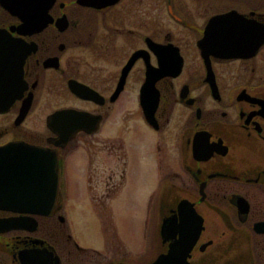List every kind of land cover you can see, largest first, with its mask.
<instances>
[{
    "label": "flooded vegetation",
    "instance_id": "af4514ba",
    "mask_svg": "<svg viewBox=\"0 0 264 264\" xmlns=\"http://www.w3.org/2000/svg\"><path fill=\"white\" fill-rule=\"evenodd\" d=\"M3 1L0 150L49 148L59 182L46 213L0 201V264H147L194 238L189 264H264V0ZM70 109L83 115L59 114ZM83 146L123 164L98 171L96 210L137 152L151 258L105 256L73 237L63 193L72 165L94 175L83 152L70 156ZM22 215L23 226L6 220Z\"/></svg>",
    "mask_w": 264,
    "mask_h": 264
},
{
    "label": "rangeland",
    "instance_id": "374dc122",
    "mask_svg": "<svg viewBox=\"0 0 264 264\" xmlns=\"http://www.w3.org/2000/svg\"><path fill=\"white\" fill-rule=\"evenodd\" d=\"M103 148L102 146L77 147L70 155L78 159L83 152L84 164L86 163L84 169L94 173L91 181H87L85 174L76 175L73 165L68 169L65 179L67 189L63 193V199L64 213L70 231L86 250L100 251L105 256L127 254L132 260L149 259L155 254L157 244L143 237L144 226L141 219L145 209L142 207V202L146 196L143 189L147 185L142 179L144 167H141L136 152L129 171L131 175L127 180L119 177L110 179L117 184L116 194L122 192L114 200L116 194L108 196L100 194L101 189L96 196H99V201L106 204V208L96 210L98 208L94 205L96 200L93 199L92 193L103 188L107 181V178L100 176L98 171L106 167L108 169L109 166L119 170L123 166L120 157L109 155ZM87 153L88 157H86ZM138 185L139 190L136 189ZM87 186H90L88 190Z\"/></svg>",
    "mask_w": 264,
    "mask_h": 264
},
{
    "label": "water",
    "instance_id": "95a60500",
    "mask_svg": "<svg viewBox=\"0 0 264 264\" xmlns=\"http://www.w3.org/2000/svg\"><path fill=\"white\" fill-rule=\"evenodd\" d=\"M43 1L50 5L52 0ZM3 3L7 2L4 0ZM220 18L221 14L214 16L211 23L214 24L215 20ZM219 21L215 24L218 25ZM63 113L76 117L83 115H79V112L71 109L67 112H59V114ZM0 154H5L10 159L5 162V164H9L5 167V174H0V186H3L0 191V201L10 202L15 205V208L11 207V209L19 210L22 213L49 212L56 200L59 182L56 154L47 147L23 143L7 145L1 148ZM19 167L20 170L18 171ZM1 179H3V183ZM23 216L6 220L11 222V226H23L25 221ZM194 240L195 238L191 242L170 243L166 253L159 254L147 264H165L166 261H168L166 264H176L174 261H180L179 264H189L186 256Z\"/></svg>",
    "mask_w": 264,
    "mask_h": 264
}]
</instances>
